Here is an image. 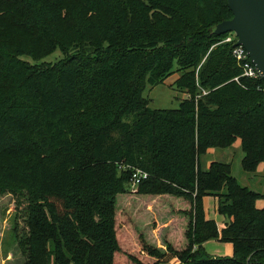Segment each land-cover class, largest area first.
Masks as SVG:
<instances>
[{
    "label": "trees",
    "instance_id": "trees-1",
    "mask_svg": "<svg viewBox=\"0 0 264 264\" xmlns=\"http://www.w3.org/2000/svg\"><path fill=\"white\" fill-rule=\"evenodd\" d=\"M231 18L228 0H0V191L29 194L23 264H264V193L230 163L201 164L238 139L245 171L264 163V80L242 76L221 43ZM175 72L187 97L151 108L147 87ZM138 168L150 176L132 191ZM132 192L164 215L150 231L175 222L163 247L150 231L119 233ZM209 240L234 255L209 254Z\"/></svg>",
    "mask_w": 264,
    "mask_h": 264
},
{
    "label": "rangeland",
    "instance_id": "rangeland-1",
    "mask_svg": "<svg viewBox=\"0 0 264 264\" xmlns=\"http://www.w3.org/2000/svg\"><path fill=\"white\" fill-rule=\"evenodd\" d=\"M226 34L227 36L233 35V33ZM57 57L58 55L56 52L48 56L46 61H55ZM26 58L31 60L29 56H26ZM175 69H177V66ZM179 76L180 73L175 72L163 83L153 87H147L145 96L149 98V105L151 108L174 109L180 106L181 101L187 97V94L182 92V90H180L175 84V81ZM243 157L244 152L242 149V142L241 139H238L231 147L209 149L208 152L202 156L201 163L204 169H208L212 161L230 163L232 165L234 176L238 178L243 186H248L252 190L264 193V163L260 164L255 172H247L242 165ZM133 188H135V186H131L132 191L134 190ZM131 194L134 193L132 192L119 196L117 205V228L119 229L121 236L133 238V235L137 236L141 229L146 232L150 231L151 226L156 224V219H160L161 216L164 215H162L160 211L158 214L156 202H144L142 204V199L136 196L130 197L129 195ZM145 199L148 198L145 197ZM173 201L172 198V202ZM28 204L29 194L24 189L19 192L11 190L0 191V264H23V261L25 260V256L22 252L23 247L20 246L19 240L29 232V226L27 224ZM203 204L206 217L216 220L218 225H221L224 218L218 212L214 197L206 196L203 199ZM144 206L145 209L150 212V217L146 216ZM257 206L263 208L264 200H258ZM139 208H141V210H139ZM137 211H139L138 214H136ZM126 218V223H130L129 226L125 223ZM133 222H136L135 226H133ZM150 232H153L156 235V240H153L155 242L152 241V243L163 247L160 244L161 242L163 243L162 230L156 232L153 229ZM133 246V253H138L137 241H134ZM205 248L209 254L214 256H233L235 252L234 244L231 242L209 240L205 243ZM125 250H127L128 253H132L130 248H125Z\"/></svg>",
    "mask_w": 264,
    "mask_h": 264
},
{
    "label": "water",
    "instance_id": "water-1",
    "mask_svg": "<svg viewBox=\"0 0 264 264\" xmlns=\"http://www.w3.org/2000/svg\"><path fill=\"white\" fill-rule=\"evenodd\" d=\"M233 18L217 26L219 34L235 33L264 80V0H228Z\"/></svg>",
    "mask_w": 264,
    "mask_h": 264
},
{
    "label": "built area",
    "instance_id": "built-area-1",
    "mask_svg": "<svg viewBox=\"0 0 264 264\" xmlns=\"http://www.w3.org/2000/svg\"><path fill=\"white\" fill-rule=\"evenodd\" d=\"M231 34V33H230ZM234 35V37H233ZM228 35L221 43H232L233 44V56L237 60L238 64L243 69L242 76H246L252 79L262 78V74L256 65L253 63L249 52L242 45H238V37L235 33ZM238 80V78H237ZM150 174L142 169H134L131 176L132 186H137L142 181L148 179Z\"/></svg>",
    "mask_w": 264,
    "mask_h": 264
},
{
    "label": "crops",
    "instance_id": "crops-1",
    "mask_svg": "<svg viewBox=\"0 0 264 264\" xmlns=\"http://www.w3.org/2000/svg\"><path fill=\"white\" fill-rule=\"evenodd\" d=\"M202 164V163H201ZM262 164V163H261ZM260 166V165H259ZM258 166V167H259ZM203 167V166H202ZM209 197H212V196H209ZM214 199H215V203H216V205H217V207H218V200H217V198H215L214 197ZM222 216V215H221ZM224 218V217H223ZM174 221L172 220H169V221H167V222H164V221H158V224H157V226L155 227L154 226V231H161L162 230V235H163V237H162V239L164 238L165 239V235H166V233L167 232H169L170 230H172L173 229V226H174ZM224 225H225V219L223 220V223L221 224V225H219V227H220V229L221 228H223L224 227ZM157 234V233H156ZM150 236L151 237H153V238H155L156 239V235H155V233H153V232H150ZM216 241H218V240H216ZM220 242V241H219ZM160 244H162V242L160 243ZM169 264H176L175 262H171V263H169Z\"/></svg>",
    "mask_w": 264,
    "mask_h": 264
}]
</instances>
